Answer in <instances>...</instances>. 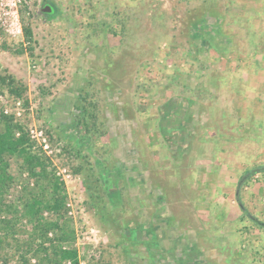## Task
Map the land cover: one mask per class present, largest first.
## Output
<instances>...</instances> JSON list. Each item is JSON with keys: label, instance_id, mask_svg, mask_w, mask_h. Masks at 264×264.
Instances as JSON below:
<instances>
[{"label": "rangeland", "instance_id": "rangeland-1", "mask_svg": "<svg viewBox=\"0 0 264 264\" xmlns=\"http://www.w3.org/2000/svg\"><path fill=\"white\" fill-rule=\"evenodd\" d=\"M6 75L25 91L1 90L0 119L72 176L80 264H264L237 200L256 171L239 195L264 221V0H0ZM17 227L0 264H21Z\"/></svg>", "mask_w": 264, "mask_h": 264}, {"label": "trees", "instance_id": "trees-1", "mask_svg": "<svg viewBox=\"0 0 264 264\" xmlns=\"http://www.w3.org/2000/svg\"><path fill=\"white\" fill-rule=\"evenodd\" d=\"M43 11L50 16L57 12L56 6L49 1L43 6ZM23 37L26 49L32 53L33 30L26 23L23 24ZM26 49L22 46L17 51L24 53ZM3 88H7L16 97H22L25 91V88L17 84L10 75L0 76V92ZM84 112H87L86 107ZM18 132H21L19 136ZM55 170L53 159L35 147L24 127L16 122L14 117L2 115L0 119V261L8 262L7 256L1 253L4 251L2 248L4 245H9L10 236L19 233L17 224L26 220L31 230L27 231L26 240L16 247L17 252L20 253L21 264H65L67 260L72 264H80L78 251L73 248L75 231L67 215L69 208L66 185L57 176ZM78 171L79 169H76L75 172ZM254 172L256 171H250L247 176L241 178L237 200L240 209L247 217L255 225L264 228V221L248 211L239 195L242 184ZM25 173H28L29 178L23 180ZM16 183H21L23 189L14 202H9L6 196ZM50 234H53L52 238L49 237ZM66 247L69 249L67 250ZM33 260L36 263H33Z\"/></svg>", "mask_w": 264, "mask_h": 264}, {"label": "built area", "instance_id": "built-area-1", "mask_svg": "<svg viewBox=\"0 0 264 264\" xmlns=\"http://www.w3.org/2000/svg\"><path fill=\"white\" fill-rule=\"evenodd\" d=\"M30 134H31L32 139H35L38 142L43 141V143H45L43 148L45 149V151L47 153V149H49V144H48V142H46L43 131L38 132V130L32 129V130H30ZM58 175L61 176L62 180H64L66 183H67V180L71 179V177H72L71 174H69L66 169L60 170Z\"/></svg>", "mask_w": 264, "mask_h": 264}]
</instances>
